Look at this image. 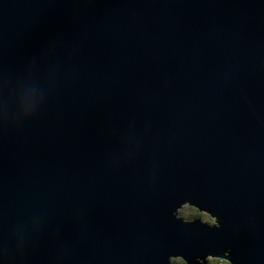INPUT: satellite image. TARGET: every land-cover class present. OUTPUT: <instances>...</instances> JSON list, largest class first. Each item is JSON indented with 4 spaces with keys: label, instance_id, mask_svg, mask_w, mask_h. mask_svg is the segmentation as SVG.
<instances>
[{
    "label": "water",
    "instance_id": "water-1",
    "mask_svg": "<svg viewBox=\"0 0 264 264\" xmlns=\"http://www.w3.org/2000/svg\"><path fill=\"white\" fill-rule=\"evenodd\" d=\"M208 255L264 264V0H0V264Z\"/></svg>",
    "mask_w": 264,
    "mask_h": 264
},
{
    "label": "rangeland",
    "instance_id": "rangeland-1",
    "mask_svg": "<svg viewBox=\"0 0 264 264\" xmlns=\"http://www.w3.org/2000/svg\"><path fill=\"white\" fill-rule=\"evenodd\" d=\"M179 211H180L179 214L181 216H183V218L188 220V221H190L191 219H193L195 217H200L204 222H210V223H214L216 220V218H214L209 213H207L205 211H199L197 208L192 207L190 205L183 206ZM175 257H177V256H175ZM213 257H215V256H213ZM172 263H173V259H172ZM184 264H187V263L184 261ZM202 264H208V262L206 263V261H204Z\"/></svg>",
    "mask_w": 264,
    "mask_h": 264
},
{
    "label": "clouds",
    "instance_id": "clouds-1",
    "mask_svg": "<svg viewBox=\"0 0 264 264\" xmlns=\"http://www.w3.org/2000/svg\"><path fill=\"white\" fill-rule=\"evenodd\" d=\"M185 205H189V204H184V205H182L181 207H179L178 208V210H177V212H176V214L178 215V216H180V217H183V216H181L180 214H179V210L183 207V206H185ZM191 206V205H190ZM192 207H195V206H192ZM196 208V207H195ZM198 209V208H197ZM199 210V209H198ZM200 211V210H199ZM198 218H200V217H195V218H193V219H191L190 221H192V220H195V219H198ZM201 219V218H200ZM210 223V222H209ZM228 251H225V253H224V255L225 256H227L228 255ZM211 261H213V264H231V261H229V260H227V259H222L220 256H215V257H212V256H209L208 257ZM173 259V264H183V260L182 259H180L179 257H173L172 258Z\"/></svg>",
    "mask_w": 264,
    "mask_h": 264
},
{
    "label": "snow or ice",
    "instance_id": "snow-or-ice-1",
    "mask_svg": "<svg viewBox=\"0 0 264 264\" xmlns=\"http://www.w3.org/2000/svg\"><path fill=\"white\" fill-rule=\"evenodd\" d=\"M220 225L216 226V227H219ZM229 255V253H228ZM209 257V256H208ZM207 257V262L208 264H213V261H211L209 258ZM213 257V256H212ZM183 264H184V260H183Z\"/></svg>",
    "mask_w": 264,
    "mask_h": 264
},
{
    "label": "bare ground",
    "instance_id": "bare-ground-1",
    "mask_svg": "<svg viewBox=\"0 0 264 264\" xmlns=\"http://www.w3.org/2000/svg\"><path fill=\"white\" fill-rule=\"evenodd\" d=\"M208 256H211V255H208ZM207 256V257H208ZM185 261V260H184ZM205 261H206V263H207V258L205 259ZM187 264H191V263H189V262H187V261H185ZM231 263H233L232 261H231ZM173 264V263H172ZM233 264H235V263H233Z\"/></svg>",
    "mask_w": 264,
    "mask_h": 264
},
{
    "label": "trees",
    "instance_id": "trees-1",
    "mask_svg": "<svg viewBox=\"0 0 264 264\" xmlns=\"http://www.w3.org/2000/svg\"><path fill=\"white\" fill-rule=\"evenodd\" d=\"M232 264V263H231Z\"/></svg>",
    "mask_w": 264,
    "mask_h": 264
}]
</instances>
